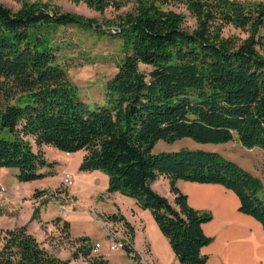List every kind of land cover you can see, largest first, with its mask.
<instances>
[{
    "label": "trees",
    "instance_id": "1",
    "mask_svg": "<svg viewBox=\"0 0 264 264\" xmlns=\"http://www.w3.org/2000/svg\"><path fill=\"white\" fill-rule=\"evenodd\" d=\"M102 11L133 3L120 16L116 33L123 55L106 81L103 101L90 106L68 77L59 27H92V22L58 7L24 3L16 11L0 2V168L17 169L19 182L40 179L54 162L42 146L83 150L80 169L108 174L107 192H119L148 210L180 264H203L211 237L202 225L209 211L193 208L178 180L218 183L238 196L239 211L264 229L260 180L216 151L180 148L153 152L162 139L184 137L201 143L237 140L264 153V54L256 38L264 28V2L237 0H83ZM182 3L195 18L164 7ZM226 24L249 28L246 38L223 36ZM111 34V33H110ZM140 64L149 66L144 70ZM7 130L11 138L1 134ZM33 144L35 149L33 148ZM168 181L171 199L152 187ZM121 222L123 250L134 258V228L119 211L105 216ZM65 236L70 224L61 217ZM88 238H79L71 258L106 264ZM0 264H71L51 255L27 230L8 229Z\"/></svg>",
    "mask_w": 264,
    "mask_h": 264
},
{
    "label": "rangeland",
    "instance_id": "2",
    "mask_svg": "<svg viewBox=\"0 0 264 264\" xmlns=\"http://www.w3.org/2000/svg\"><path fill=\"white\" fill-rule=\"evenodd\" d=\"M237 1L264 2V0ZM0 2L13 11L21 8L24 3L46 4L92 22V27L75 25L59 27L54 37L62 45L61 52L68 77L77 85L80 98L90 106L94 105V101H103L105 83L116 72L117 64L123 55L120 38L114 32L119 30L120 16L133 11V3H128L119 9L107 7L99 11L88 6L83 0H0ZM164 7L184 14L186 29L191 30L195 27V18L184 4L176 2ZM248 34V27L240 28L226 24L222 29L223 36L232 35L238 40L246 38ZM256 38L257 47L264 54L263 27L259 29ZM140 67L144 70L150 68L143 64H140ZM1 135L8 139L12 137L7 130ZM33 148L35 149L34 144ZM180 148L216 151L237 163L260 180L261 188L257 191V196L264 203V153L260 148H246L237 140L201 143L184 137L173 142L160 139L155 143L152 151L155 153L175 151ZM42 149L44 157L54 164L42 168L43 172L49 173L40 179L19 182L16 179V168H0V185L5 189L0 194V247L6 230L24 224L28 232L51 255L61 259L70 258L71 264H87L81 257L71 258L79 238L84 237L88 238L92 245L95 242L102 245V250L100 247L96 254H102L106 264H154L146 256L134 258L123 249L108 251L106 231L115 229L124 234V229L121 222L104 223L103 219L106 215L104 217L101 215V186L108 185L106 171L81 170L83 150L67 153L52 145L42 146ZM65 173L70 174L72 184L66 185L63 182ZM163 180L164 178H158L153 188L162 195L169 194L168 181L166 178V182ZM126 197L133 201V198ZM106 207L108 206L104 208ZM56 217L69 222L68 238L62 230V223L55 222Z\"/></svg>",
    "mask_w": 264,
    "mask_h": 264
},
{
    "label": "crops",
    "instance_id": "3",
    "mask_svg": "<svg viewBox=\"0 0 264 264\" xmlns=\"http://www.w3.org/2000/svg\"><path fill=\"white\" fill-rule=\"evenodd\" d=\"M177 185L187 194L190 206L212 215L202 225L204 233L211 237L201 249L207 255L203 264H264V229L254 217L239 211L240 201L235 192L218 183L178 180ZM106 188L101 186V215L118 211L124 215L134 228L133 247L138 257L146 256L154 264H180L150 212L139 208L134 199L131 201L117 191L107 192ZM164 195L172 197L170 193ZM103 221L112 222L106 218Z\"/></svg>",
    "mask_w": 264,
    "mask_h": 264
},
{
    "label": "built area",
    "instance_id": "4",
    "mask_svg": "<svg viewBox=\"0 0 264 264\" xmlns=\"http://www.w3.org/2000/svg\"><path fill=\"white\" fill-rule=\"evenodd\" d=\"M63 182L66 185L72 184L70 174H68V173L64 174ZM4 190H5L4 187L2 185H0V194H2L4 192ZM106 235H107V249H108V251L123 249V245L127 240L124 234L119 233V231H117L115 229H111V230L109 229L106 231ZM100 247H101L100 243L95 242L94 248H93L94 252H98Z\"/></svg>",
    "mask_w": 264,
    "mask_h": 264
}]
</instances>
